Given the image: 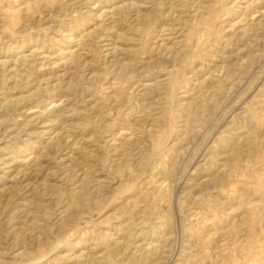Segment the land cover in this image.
Wrapping results in <instances>:
<instances>
[{"label":"rangeland","instance_id":"obj_1","mask_svg":"<svg viewBox=\"0 0 264 264\" xmlns=\"http://www.w3.org/2000/svg\"><path fill=\"white\" fill-rule=\"evenodd\" d=\"M0 264H264V0H0Z\"/></svg>","mask_w":264,"mask_h":264}]
</instances>
